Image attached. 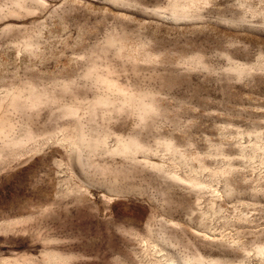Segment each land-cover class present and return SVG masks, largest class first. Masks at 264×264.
<instances>
[{"label":"rangeland","instance_id":"obj_1","mask_svg":"<svg viewBox=\"0 0 264 264\" xmlns=\"http://www.w3.org/2000/svg\"><path fill=\"white\" fill-rule=\"evenodd\" d=\"M0 121V264H264V0H0Z\"/></svg>","mask_w":264,"mask_h":264},{"label":"bare ground","instance_id":"obj_2","mask_svg":"<svg viewBox=\"0 0 264 264\" xmlns=\"http://www.w3.org/2000/svg\"><path fill=\"white\" fill-rule=\"evenodd\" d=\"M18 97L19 96H17V99H18ZM143 98V97H142ZM132 101V102H134V100H133V97H129V98H127V100H126V102L128 103L129 101ZM136 100V99H135ZM143 100V99H142ZM141 100V98L140 99H138V101H139V104H140V108H141V112L142 113H144V112H148L149 110H152V108H153V106L150 104H146V103H144L143 101ZM130 101V103L129 104H131L132 102ZM108 101L106 100V99H104L103 98V100H99V102L98 103H100V104H105V103H107ZM136 102V101H135ZM109 103V102H108ZM107 105V104H106ZM1 122V121H0ZM9 131H10V128H7L4 124H2L1 126H0V137H2V136H6L8 133H9ZM9 135V134H8ZM8 139V138H7ZM85 142V139H82L81 140V142H79V143H84ZM85 144H87V146L88 145H90L88 142H86ZM84 144V145H85ZM95 144H97V143H95ZM94 144V145H95ZM93 145V146H94ZM97 146H98V144H97ZM171 145H169L168 147L169 148H171L170 147ZM95 147V146H94ZM139 150H140V148H139ZM120 151L123 153V154H125V153H135V151H138V146L135 144V143H123L122 145H121V148H120ZM139 152V151H138ZM133 153V154H134ZM136 154V153H135ZM131 156V155H130ZM196 185H198L197 183L195 184V186ZM199 187V186H198ZM197 187V188H198ZM202 187V186H201ZM257 253L259 254V255H264V248H259L258 250H257Z\"/></svg>","mask_w":264,"mask_h":264}]
</instances>
